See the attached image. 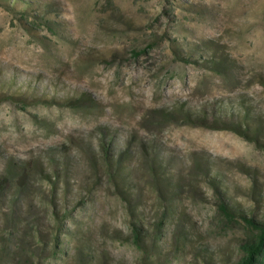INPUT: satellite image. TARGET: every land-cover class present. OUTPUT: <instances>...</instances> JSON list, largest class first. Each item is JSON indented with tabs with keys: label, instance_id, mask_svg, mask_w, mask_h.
I'll return each mask as SVG.
<instances>
[{
	"label": "rangeland",
	"instance_id": "1",
	"mask_svg": "<svg viewBox=\"0 0 264 264\" xmlns=\"http://www.w3.org/2000/svg\"><path fill=\"white\" fill-rule=\"evenodd\" d=\"M11 1L0 0V69L19 78L40 74L41 84L62 80L67 91H86L97 105L19 107L0 101V174L8 172L12 161L23 164L63 148L66 155L58 156L71 161V189L66 194L62 183L57 205L63 209L65 198L73 197L67 203L73 216L60 223V256L38 249L29 258L23 249L14 254L4 235L8 222L2 219L0 264H81L83 256L93 257V264L139 263L142 252L128 240L127 202L106 175L95 176L90 167V153L104 132L115 147L130 143L134 201L147 225L161 218L168 196L145 174L141 140L159 149L179 182L175 199L186 216L165 226L161 263L205 264L198 254L205 247L217 259L223 257L222 264H230L245 227L221 222L215 190L203 169L212 175L219 171L249 212L264 213V138L254 141L229 129L177 124L160 112L180 105L212 113L225 101L243 98L264 114V0H36L40 13L56 21L54 30L33 24L31 15L20 19L10 9ZM180 46L196 60L179 58L175 50ZM205 50L224 68L206 66L199 58L207 55ZM40 187L48 194L46 180ZM80 193L84 203L77 206ZM42 204L32 207L31 220L44 241L52 240L51 205ZM20 205L15 195L6 197L4 208L16 212Z\"/></svg>",
	"mask_w": 264,
	"mask_h": 264
},
{
	"label": "trees",
	"instance_id": "2",
	"mask_svg": "<svg viewBox=\"0 0 264 264\" xmlns=\"http://www.w3.org/2000/svg\"><path fill=\"white\" fill-rule=\"evenodd\" d=\"M9 6L12 11L18 14L20 19L26 20L27 16L31 15L35 18L32 20L33 24L43 23L54 30L56 21L49 17L48 13H40L41 4L38 1L12 0ZM205 51L207 55L202 57L200 53L199 58H204L206 66L216 71L224 68V63L220 62L218 57H215L214 54L209 55L208 50ZM175 53L183 60H196L193 53L185 51L183 46H180L179 49L176 48ZM40 79V74H36L32 78L30 76L19 78V75L14 71L6 76L5 71L0 69V101H9L19 107L47 104L75 109H90L97 105L96 99L86 91L75 94L67 91L60 84L63 82L62 80H51L49 83L41 84ZM52 84L54 85L51 86ZM60 90H64V92H60ZM160 117L177 124L229 129L248 140L258 141L260 138H264V114L247 104L243 98L225 101L217 106L212 113H208L204 108L196 109L176 105L171 109H163L160 112ZM106 136L107 134L104 132L96 147L93 148L94 153H90L91 170L95 176L98 172L106 175L109 182L114 186L116 194L127 202L131 229L128 240L142 252L138 264H162L159 259L162 256L160 244L163 241L165 226L173 225L177 220L186 216L175 199L176 195L179 194L177 191L179 182L173 179L167 162H165L164 157H161L163 155H159V149L154 147L152 143L141 140L140 162L145 174L152 184L160 185L164 194L168 196L167 202L163 203L162 206L161 218L156 219L157 222L154 224L147 225L144 221L142 208L137 206L134 201L130 143L127 142L124 148L115 147L111 140L106 139ZM52 149L53 151L48 156L41 155L39 158L28 160L23 164L12 161L8 172L0 174V214L2 215L0 220L4 219L8 222L7 233H4L6 235L5 240L9 249H12L13 246L14 254L16 249H23V254L27 258L37 254V249L42 253L48 252V254H52L51 256H60L61 250L64 248L61 245L63 241L59 238V232L63 230L60 223L65 218L73 216V206L71 208L67 204L69 199L73 197L65 198L63 209L57 205L56 200L59 198V189L62 183L65 185L66 194L71 189V161L69 157L62 159L67 152L63 148L60 152L58 147ZM59 153L63 156H58ZM97 161L101 162L100 166L96 164ZM213 172L214 175L208 169H203V176L215 190L216 209L221 217V222L226 226L242 224L245 227L244 234L236 239L235 251L231 255L230 264H264V213L249 212L245 209L243 205L237 202L228 183L221 178V173L216 169ZM45 180L48 183V194L44 192V189H40V185ZM37 184L39 187L35 188ZM255 190L257 188L253 183L251 194L254 200L257 199ZM65 193L64 195H66ZM15 195L22 204L20 210L18 209L21 212L18 210L16 212L8 211L4 208L6 197ZM82 196L80 193L79 198L75 199L77 206L84 203ZM38 198H40L39 201H37ZM44 201H48V204L51 205V218L49 220L52 219V226L55 225L52 240L47 241L43 240L42 231L35 220H31L33 218L32 207L37 204L42 207ZM50 241H52L51 247ZM182 241L185 245L184 238ZM6 243L3 244L5 247ZM173 246L174 249H178L179 242L176 241ZM198 254L202 256L205 264H222L221 262L225 261L223 257L217 259L213 254L207 253L205 247H199ZM82 260L84 261L81 264H93L94 261L93 257L86 256H83Z\"/></svg>",
	"mask_w": 264,
	"mask_h": 264
}]
</instances>
